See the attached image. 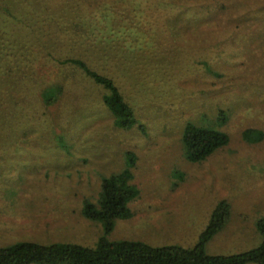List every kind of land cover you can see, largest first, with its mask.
<instances>
[{"label": "rangeland", "instance_id": "rangeland-1", "mask_svg": "<svg viewBox=\"0 0 264 264\" xmlns=\"http://www.w3.org/2000/svg\"><path fill=\"white\" fill-rule=\"evenodd\" d=\"M105 3L96 14L108 17L112 0ZM219 4L225 14L215 32L207 37L185 21L184 35L169 40L172 51L155 49L154 42L164 44L161 38L151 41L153 50L140 53L130 49L129 39L106 36L105 42L95 37L87 49L72 47L60 55L68 58L59 68L64 88L57 102L41 118L25 114L34 127L25 138L19 132L18 142L0 145V246H95L103 223L87 217L84 206L97 202L104 177L127 167L137 193L128 202L131 215L115 219L109 240L193 246L215 205L226 200L228 220L206 252L229 254L260 243L264 0ZM71 58L113 80L135 123L115 121L104 101L109 90ZM187 122L223 130L228 141L205 158L189 159L182 141ZM247 128L261 139L245 138Z\"/></svg>", "mask_w": 264, "mask_h": 264}, {"label": "trees", "instance_id": "trees-1", "mask_svg": "<svg viewBox=\"0 0 264 264\" xmlns=\"http://www.w3.org/2000/svg\"><path fill=\"white\" fill-rule=\"evenodd\" d=\"M105 1L0 0V145L18 142L19 132H24L25 138V132L34 127L36 121L27 125L25 114L41 118L48 113L49 105L57 102L64 88L59 68L68 58H60L63 52L72 47L87 49L89 39L100 37L105 42L106 36L119 42L129 39L130 49L140 53L153 50L151 41L161 38L164 44L154 42L155 49L172 51L175 43L171 46L169 40L184 35L181 26L185 27V21L202 28L208 37L225 14V6L218 5V0H112L108 3L111 16L102 15V11L97 15ZM71 59L109 90L104 101L115 114V121L120 125L135 123L131 106L113 80L90 70L80 58ZM23 102H30L29 107ZM49 130L53 131V125ZM253 130L245 129L244 137L252 135L251 139L260 140L261 134L255 136ZM182 141L188 158L197 160L227 143L228 135L217 128L187 122ZM132 177L128 167L104 177L97 202L84 206L87 217L103 223V234L95 246L19 241L0 246V264H264V216L256 223L261 234L257 246L229 254L206 252L207 242L228 220L226 200L215 205L193 246L109 240L106 234L115 219L131 215L128 202L137 193Z\"/></svg>", "mask_w": 264, "mask_h": 264}]
</instances>
